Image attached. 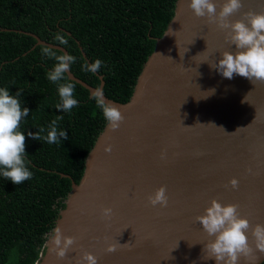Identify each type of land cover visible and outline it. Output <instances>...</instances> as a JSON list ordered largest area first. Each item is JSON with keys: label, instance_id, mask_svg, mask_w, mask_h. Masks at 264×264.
<instances>
[{"label": "water", "instance_id": "water-1", "mask_svg": "<svg viewBox=\"0 0 264 264\" xmlns=\"http://www.w3.org/2000/svg\"><path fill=\"white\" fill-rule=\"evenodd\" d=\"M213 2L219 13L224 0ZM241 4L225 23H247L245 13L264 12V0ZM187 5L176 0L130 99L121 104L103 94L123 120L117 129L107 122L98 135L35 264H87L86 255L95 264H216L205 247L215 237L195 219L212 200L237 205L249 223L250 250L237 264L264 262L253 236L264 225V81L252 84L235 74L229 80L211 68L222 52L237 49L227 39L229 29L215 18L196 17ZM65 74L91 96L94 88ZM210 89L214 93L204 96ZM161 186L167 205L152 206L148 196ZM104 208L112 209L109 219Z\"/></svg>", "mask_w": 264, "mask_h": 264}, {"label": "trees", "instance_id": "trees-1", "mask_svg": "<svg viewBox=\"0 0 264 264\" xmlns=\"http://www.w3.org/2000/svg\"><path fill=\"white\" fill-rule=\"evenodd\" d=\"M175 2L0 0V87L12 94L19 90L22 107L29 109L19 129L25 133V159L32 172L19 185L0 177V264L39 260L71 182L79 183L85 159L107 123L89 91L68 78L78 103L70 112L55 108L57 85L46 73L56 61L42 54L47 45L36 44L34 37L75 56L70 73L94 89L103 82V94L123 104L172 18ZM57 34L66 37L67 44L56 41ZM96 59L103 62L99 71H81L83 63ZM57 117V127L65 130L67 139L49 144L28 136Z\"/></svg>", "mask_w": 264, "mask_h": 264}, {"label": "clouds", "instance_id": "clouds-1", "mask_svg": "<svg viewBox=\"0 0 264 264\" xmlns=\"http://www.w3.org/2000/svg\"><path fill=\"white\" fill-rule=\"evenodd\" d=\"M187 6L196 17L207 16L209 20L215 18L220 28L229 29L227 39L237 49L235 53L222 52L221 58L215 62L214 66L210 65L211 68L229 80L235 74L248 79L252 84L254 81H264V12L245 13L247 23L244 20L225 23L231 14L242 7L241 0H224L219 13L216 12V4L213 0H188ZM55 40L60 44L68 42L66 37L59 34L55 36ZM41 52L56 61L53 68L46 73L47 79L57 85L59 102L56 103L55 108L70 112L78 101L73 95L74 83L67 80L65 73L75 62L76 57L68 53L58 55L48 46H43ZM102 64L100 59L94 60L90 65L85 62L81 65V71L95 73L99 71ZM214 91L215 89H210L204 96L211 95ZM19 97V90L12 94L7 87H0V177L16 185L32 177L25 159V133L19 129L21 119L28 116L29 109L22 107ZM91 99L95 101L109 127L117 129L123 116L117 107L106 103L101 87L98 86L91 91ZM59 119L61 117L53 119L47 127L41 126L37 132H29L28 136L36 141L43 140L49 144H59L61 140L68 138L65 130L57 127ZM161 158H164L163 153ZM229 184L235 189L238 181L233 178ZM165 191V188L161 186L148 196V202L152 206L157 204L161 207L166 206ZM111 214V208L102 209L104 219H109ZM195 219L209 236L215 237L205 247L209 258L214 259L216 264L221 262L237 264L239 255L247 254L250 250L247 235L249 223L237 214V205H222L217 200H212L210 206L204 209V214ZM253 236L256 248L264 251V225H257ZM53 240L55 244H60L59 230ZM70 243L71 240H67L65 248ZM107 250L113 251L114 246L109 245ZM58 255L63 256L64 249H61ZM84 259L87 264H95V259L91 255H86Z\"/></svg>", "mask_w": 264, "mask_h": 264}]
</instances>
